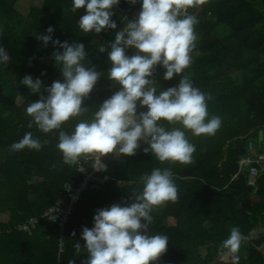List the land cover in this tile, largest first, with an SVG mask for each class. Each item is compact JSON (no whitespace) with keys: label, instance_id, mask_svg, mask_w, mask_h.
I'll return each mask as SVG.
<instances>
[{"label":"trees","instance_id":"1","mask_svg":"<svg viewBox=\"0 0 264 264\" xmlns=\"http://www.w3.org/2000/svg\"><path fill=\"white\" fill-rule=\"evenodd\" d=\"M19 1L0 0V45L9 55L8 63L0 66V264H86L88 253L80 235L84 227L93 226L95 210L130 203L131 195L143 188L141 177L154 168L172 171L179 195L176 202L151 213L149 233L169 237L167 251L155 264H231L220 247L233 227L247 238L241 244L240 264H264L260 250L264 233L257 231L264 224V175L252 188L248 172L239 171L249 143H258L259 132L264 133V0H198L190 7L189 14L198 20V38L183 75L211 96L208 112L220 117L219 130L214 136L186 132L196 149L190 165L160 162L142 151L146 144L134 156L106 157L107 169L100 176L108 181L83 194L62 241L45 222L31 234L19 230L56 201L65 182L81 179L76 165L64 163L56 147L58 133L44 134L34 124L29 127L26 107L47 93L42 89L31 94L20 81L31 75L47 87L62 79L53 46L45 47L37 39L49 27L54 29L53 38L83 43L88 53L85 66H95L103 74L82 105L87 111L64 124L63 130L71 132L80 120H91L96 107L116 91L107 79L111 67L107 51L99 49L110 47L117 29L83 33L78 20L85 10L73 12L72 0H41L40 7L31 6L25 14L17 8ZM163 73L160 67L154 82L158 91L175 86L181 78L166 81ZM27 132L43 147L12 150L11 145Z\"/></svg>","mask_w":264,"mask_h":264},{"label":"clouds","instance_id":"2","mask_svg":"<svg viewBox=\"0 0 264 264\" xmlns=\"http://www.w3.org/2000/svg\"><path fill=\"white\" fill-rule=\"evenodd\" d=\"M120 2L72 0L73 12L85 10L78 20L79 29L85 34L117 29L112 17ZM125 2L139 3V11L116 31L110 47L99 49L107 51L111 64L107 79L116 91L96 107L91 120H80L71 132L63 130L64 124L87 111L88 107L82 105L103 72H97L95 66H85L88 53L83 43L53 38L52 27L46 30L47 34L37 35L45 47L49 43L53 46L52 56L62 79L45 87L39 78L23 76L20 83L31 94H40L42 89L47 93L26 107L31 117L29 127L34 124L44 134L58 133L56 147L68 165L91 158V167L102 172L107 169L106 157L134 156L142 144L147 145L142 151L151 153L160 162L190 165L196 149L186 132L193 136H214L222 123L220 117L209 115L207 102L211 96L183 75L192 63L191 54L198 38L195 32L198 20L188 13L194 0ZM128 49H134L135 54L127 55ZM8 61L9 55L0 45V66ZM157 66L164 69L166 81L181 76L178 84L158 91L151 78ZM167 125L179 127L169 129ZM42 147L41 140L32 132L11 145L14 151L25 148L39 151ZM141 183L142 190L131 195L130 203L122 201L95 210L93 226L82 229L80 239L88 253L86 264H155L167 251L169 237L150 234L149 225L154 208L179 198L173 173L169 168H154L141 177ZM58 211V206L48 207L43 215L54 221ZM246 239L238 227H233L221 243V255L229 256L231 264H240L239 252ZM75 247L78 249L81 244L78 242Z\"/></svg>","mask_w":264,"mask_h":264},{"label":"built area","instance_id":"3","mask_svg":"<svg viewBox=\"0 0 264 264\" xmlns=\"http://www.w3.org/2000/svg\"><path fill=\"white\" fill-rule=\"evenodd\" d=\"M139 9V3L136 5H130L126 3L125 0H121L120 4L113 9V17L117 23V31L124 26V23H126L127 20L134 19L135 14L139 11ZM130 50L131 49H128L126 51L129 52ZM159 69L160 67L157 66L153 70L152 79L155 80L156 76L159 74ZM92 164L93 160L91 158L80 160L77 164H75L76 173L81 177V179L79 181L65 182L61 187L56 201L49 206H58L59 208V211L56 214L57 218L54 221L47 219L42 212L39 215L30 217L19 230L31 234V232L40 223L45 222L58 234L60 240L62 241L66 226L69 223L76 206L81 201L83 194L87 191L100 189L104 186L105 182L108 181V177L100 176V172L95 171L91 167ZM77 168H84V170L81 171ZM239 171L248 172V186L256 188L258 180L262 175H264V148L258 146L256 147L254 142H250L246 156L239 162ZM66 185L69 187L65 188ZM60 246H62L61 243Z\"/></svg>","mask_w":264,"mask_h":264},{"label":"rangeland","instance_id":"4","mask_svg":"<svg viewBox=\"0 0 264 264\" xmlns=\"http://www.w3.org/2000/svg\"><path fill=\"white\" fill-rule=\"evenodd\" d=\"M41 3H42L41 0H20L17 3V8L19 11H21L25 14L31 6L40 7ZM195 5H198V0H194V6ZM46 59H47V57H46ZM255 145L257 147L259 145V143H255ZM263 145H264V142H263ZM116 158H118V155H116Z\"/></svg>","mask_w":264,"mask_h":264},{"label":"water","instance_id":"5","mask_svg":"<svg viewBox=\"0 0 264 264\" xmlns=\"http://www.w3.org/2000/svg\"><path fill=\"white\" fill-rule=\"evenodd\" d=\"M263 142H264V133H263V131H260L259 132V139H258V143H259L258 147H261V144H263Z\"/></svg>","mask_w":264,"mask_h":264},{"label":"crops","instance_id":"6","mask_svg":"<svg viewBox=\"0 0 264 264\" xmlns=\"http://www.w3.org/2000/svg\"><path fill=\"white\" fill-rule=\"evenodd\" d=\"M115 158H116V156H115ZM257 231H258L259 233H261V232L264 233V224H262V225L257 229ZM260 250H261V251L263 252V254H264V245L261 247Z\"/></svg>","mask_w":264,"mask_h":264}]
</instances>
